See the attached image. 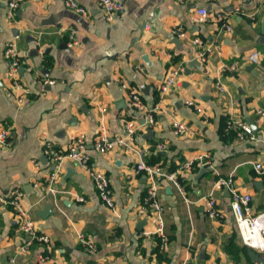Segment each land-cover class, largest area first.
<instances>
[{"label":"crops","instance_id":"1","mask_svg":"<svg viewBox=\"0 0 264 264\" xmlns=\"http://www.w3.org/2000/svg\"><path fill=\"white\" fill-rule=\"evenodd\" d=\"M75 1L88 15L65 0H22L9 19L0 0V129L8 128L13 141L0 150V195L14 187L24 191L23 207L49 237L51 258L43 264H200L201 248L204 264H264V251L250 256L242 243L230 193L216 183L231 177L239 191L251 193L253 211H264V173L254 167L264 164V114L257 112L264 111V0H126L110 22L95 0ZM201 6L209 17L196 22ZM228 10L230 30L219 19ZM71 29L75 43L68 46ZM15 33L23 60L16 78L29 89L20 102L3 59ZM194 37L218 44L220 53L200 60L202 46L191 42ZM253 51L258 63L248 58ZM171 67L181 69L178 84L159 96L158 81ZM129 89L153 103L152 123H142V114L129 106ZM187 98L197 100L202 112L188 107ZM228 114L248 122L255 139L225 133ZM126 116L139 119L137 146L164 173L156 199L166 245L153 232L148 182L134 170L138 155L118 147L103 154L93 149L96 134L120 133ZM176 120L184 124L180 134L173 132ZM79 135L90 149L88 166L109 181L112 207L99 198L90 172L69 158L56 169L53 190L44 188L53 168L43 158L45 144L64 150ZM203 153L209 165L182 168ZM174 171L180 189L168 177ZM209 190L222 212L216 219L204 208ZM14 216L11 206L0 207V264H39L38 244L18 251L22 236L14 230ZM81 238L95 250L87 251Z\"/></svg>","mask_w":264,"mask_h":264},{"label":"built area","instance_id":"2","mask_svg":"<svg viewBox=\"0 0 264 264\" xmlns=\"http://www.w3.org/2000/svg\"><path fill=\"white\" fill-rule=\"evenodd\" d=\"M4 1L7 8L6 15L9 19H13L15 16V11L18 9L22 0ZM125 2L126 0H95L96 6L102 11L105 20L109 22L113 21L124 10ZM65 4L67 7L79 12L82 15H88L89 11L75 0H65ZM228 11L221 13L219 16V19L223 21V26L226 30L231 29L230 24L227 23L228 17L230 15V10ZM208 17L209 10L207 7H197L194 21L205 22ZM75 33V29L70 30V40L68 41V46L75 43L73 39ZM177 34L183 36L184 32L179 31ZM18 36L19 34L15 33L11 40L6 41L3 47V59L7 64L8 75L13 77L11 87L18 89L20 92L19 95H15L17 101L20 102L23 96L29 92V89L28 87L22 85L19 82V79L16 78L17 71L23 63L17 48ZM191 42L199 45L200 47L202 46V49L198 53V58L202 61L206 60V56L210 53H220V46L216 43L207 44L199 37L192 38ZM248 58L252 63H258L259 61V55L256 51L251 52ZM180 71L181 69L179 68L171 67L165 72L164 75H162L161 79L158 81L157 87L159 96H162L169 89L177 86L178 75ZM53 82L54 81L51 79L44 80V83L48 84ZM216 84L217 88L222 89V86L219 82ZM121 87L127 88V84L124 81H121ZM127 96L129 106L142 114L140 118L142 123H152V112L154 108L153 103H146V101L141 98L140 93L135 89H129ZM185 104L198 113L202 112L200 103L193 98H187L185 100ZM257 112L260 115L264 114V111L262 110H258ZM138 120L139 119L135 120L133 117L127 116L122 118V131L114 135H108L104 131L100 130L95 136L93 149L103 154L118 147L124 152L134 151L138 155V159L134 164V170L138 173H142L148 182L147 203L148 206L152 208L153 217L155 218L153 232L158 237L160 244L166 245L167 235L164 230V220L161 215L163 208L156 199V190L160 182L159 177L163 176L164 173L158 164L148 163L143 157L142 150L137 146L136 133L141 126V122L139 121L138 123ZM172 126L174 134H180L184 130V124L180 121H173ZM229 131L234 132L235 138L237 139H255L253 130L249 123L245 122L244 120L237 119L230 114L226 116L224 125V132L227 133ZM12 142L13 141L10 138L8 128L0 129V150L9 147ZM154 146L159 147L160 145L156 144ZM89 151L90 149L87 147L85 139L82 135L73 138L64 150L56 149L49 142H47L43 149V158L46 161L52 163L53 168L51 169L52 171L48 173L44 188L46 191L53 190L52 183L56 179V169L60 166L63 159L69 158L77 165L90 172L99 198L106 206L112 207L114 205V201L109 181L103 173L94 172L92 171V168L88 166L87 161L90 153ZM194 162H198L201 166L209 165V157L205 153L196 154L191 159L186 160L182 164V168L190 169L192 163ZM33 163L36 167H38L40 164L38 160L33 161ZM254 167L257 172L264 173L263 163L256 162ZM175 174L176 171L170 173L168 177L170 180H172L176 187L180 189V186L176 181ZM216 183L218 185L224 186L230 193L229 206L242 243L256 251H264V211H253L251 205V193L239 191L238 188L235 187L231 177L220 178ZM38 185L39 183H34V186ZM23 197L24 191L19 187H14L10 189L6 196L0 195V207L8 205L11 206L14 211V230L17 233H20L22 236L18 251L26 252L32 245L38 244L40 251L36 254V260L39 264L47 263L51 258L49 253V237L46 233L41 231L35 224L34 220L28 216V209L24 208L21 203ZM203 198L204 208L207 215L213 219L221 217L222 212L217 207V200L213 190H209ZM81 242L84 244V247L87 251L95 250V245L91 241L81 238ZM11 260L13 261L12 258Z\"/></svg>","mask_w":264,"mask_h":264},{"label":"water","instance_id":"3","mask_svg":"<svg viewBox=\"0 0 264 264\" xmlns=\"http://www.w3.org/2000/svg\"><path fill=\"white\" fill-rule=\"evenodd\" d=\"M250 248V247H249ZM249 254H250V256H251V254L253 255H256V252L254 251V249H250L249 250ZM198 258H199V260H200V264H204V259H205V250L203 249V248H201L200 249V251H199V254H198Z\"/></svg>","mask_w":264,"mask_h":264},{"label":"trees","instance_id":"4","mask_svg":"<svg viewBox=\"0 0 264 264\" xmlns=\"http://www.w3.org/2000/svg\"><path fill=\"white\" fill-rule=\"evenodd\" d=\"M233 135H234V137H235V134H234V132H233Z\"/></svg>","mask_w":264,"mask_h":264}]
</instances>
